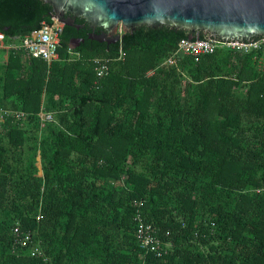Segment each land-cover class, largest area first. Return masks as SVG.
<instances>
[{
	"label": "trees",
	"instance_id": "obj_1",
	"mask_svg": "<svg viewBox=\"0 0 264 264\" xmlns=\"http://www.w3.org/2000/svg\"><path fill=\"white\" fill-rule=\"evenodd\" d=\"M18 17L7 40L51 22ZM60 39L49 65L0 51V108L25 115L0 124V264H264V52L167 65L178 35L70 59Z\"/></svg>",
	"mask_w": 264,
	"mask_h": 264
},
{
	"label": "water",
	"instance_id": "obj_2",
	"mask_svg": "<svg viewBox=\"0 0 264 264\" xmlns=\"http://www.w3.org/2000/svg\"><path fill=\"white\" fill-rule=\"evenodd\" d=\"M14 11L20 25L54 20L70 49L122 51L156 39L175 44L178 35L196 44L264 37V0H0V21Z\"/></svg>",
	"mask_w": 264,
	"mask_h": 264
},
{
	"label": "built area",
	"instance_id": "obj_3",
	"mask_svg": "<svg viewBox=\"0 0 264 264\" xmlns=\"http://www.w3.org/2000/svg\"><path fill=\"white\" fill-rule=\"evenodd\" d=\"M56 22L51 19L49 23H41L37 30L31 31L17 41L7 40L0 34V51L22 53L25 57L41 59L48 65L57 59V50L59 47V39L61 32L59 27L55 26ZM56 27V28H54ZM229 49L238 53H250L252 51L264 52V37L254 41L253 43H245L236 40L234 43H220L218 41H211L210 39L203 40L202 43L196 44L189 43L181 40L178 43L177 50L174 54L170 55L164 61L167 65H174L176 63V56L178 54L187 55L193 58L194 62H197L200 57L212 54L217 49ZM67 53L70 55V59L79 58V53L73 49H68ZM125 56L123 51H118L117 60H122ZM108 59H95V75L97 78L106 76L109 72ZM41 122H51L53 120L52 115L44 113L42 111L38 114ZM5 117H12L16 120H20L25 117L22 112H15L10 110L0 109V124L4 121ZM154 229L143 219L138 220L137 241L140 248H145L151 252H154L156 256L161 255V243L154 238Z\"/></svg>",
	"mask_w": 264,
	"mask_h": 264
},
{
	"label": "crops",
	"instance_id": "obj_4",
	"mask_svg": "<svg viewBox=\"0 0 264 264\" xmlns=\"http://www.w3.org/2000/svg\"><path fill=\"white\" fill-rule=\"evenodd\" d=\"M0 109H2V110H9V109H3V108H0Z\"/></svg>",
	"mask_w": 264,
	"mask_h": 264
}]
</instances>
